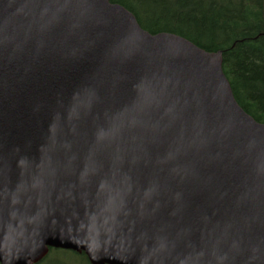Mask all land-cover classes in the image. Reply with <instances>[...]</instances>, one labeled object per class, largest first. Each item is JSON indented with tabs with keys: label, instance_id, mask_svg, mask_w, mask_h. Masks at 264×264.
<instances>
[{
	"label": "water",
	"instance_id": "water-1",
	"mask_svg": "<svg viewBox=\"0 0 264 264\" xmlns=\"http://www.w3.org/2000/svg\"><path fill=\"white\" fill-rule=\"evenodd\" d=\"M222 55L110 0H0V264H264V124Z\"/></svg>",
	"mask_w": 264,
	"mask_h": 264
},
{
	"label": "trees",
	"instance_id": "trees-1",
	"mask_svg": "<svg viewBox=\"0 0 264 264\" xmlns=\"http://www.w3.org/2000/svg\"><path fill=\"white\" fill-rule=\"evenodd\" d=\"M152 35L179 36L223 53V71L240 107L264 124V0H110Z\"/></svg>",
	"mask_w": 264,
	"mask_h": 264
},
{
	"label": "flooded vegetation",
	"instance_id": "flooded-vegetation-1",
	"mask_svg": "<svg viewBox=\"0 0 264 264\" xmlns=\"http://www.w3.org/2000/svg\"><path fill=\"white\" fill-rule=\"evenodd\" d=\"M66 255L72 256L75 259H67ZM86 258L87 257L85 256V254L79 255L78 253H74L71 251L49 249L47 255L43 258V260H39V262L34 264H78L77 261L79 259L83 260L82 264H90L89 260Z\"/></svg>",
	"mask_w": 264,
	"mask_h": 264
},
{
	"label": "rangeland",
	"instance_id": "rangeland-1",
	"mask_svg": "<svg viewBox=\"0 0 264 264\" xmlns=\"http://www.w3.org/2000/svg\"><path fill=\"white\" fill-rule=\"evenodd\" d=\"M66 256H67V257H66L67 259H73V260L75 259V258L72 257V256H69V255H66ZM71 262H73V261H71ZM77 263H78V264H82V263H83V260H82V259H79V260L77 261Z\"/></svg>",
	"mask_w": 264,
	"mask_h": 264
}]
</instances>
